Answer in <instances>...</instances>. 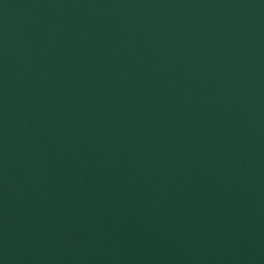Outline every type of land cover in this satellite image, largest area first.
I'll use <instances>...</instances> for the list:
<instances>
[{"label": "water", "instance_id": "obj_1", "mask_svg": "<svg viewBox=\"0 0 264 264\" xmlns=\"http://www.w3.org/2000/svg\"><path fill=\"white\" fill-rule=\"evenodd\" d=\"M0 264H264V0H0Z\"/></svg>", "mask_w": 264, "mask_h": 264}]
</instances>
